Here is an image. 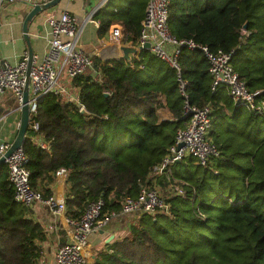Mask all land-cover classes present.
<instances>
[{"label":"trees","instance_id":"16d2710c","mask_svg":"<svg viewBox=\"0 0 264 264\" xmlns=\"http://www.w3.org/2000/svg\"><path fill=\"white\" fill-rule=\"evenodd\" d=\"M147 1L123 0L121 8L114 2L116 12L100 8L94 15L101 21L99 34L119 21L127 40L138 45ZM169 24L179 40L231 53L240 79L250 91L261 90L264 100V0H170ZM93 59L94 71L73 79L88 114L49 93L38 103L23 144L31 185L44 196L53 194L46 185L55 172L68 169L65 210L76 219L99 198L106 202L104 214L119 212L125 197L137 198L144 185H152L153 166L184 124L176 72L150 49L130 61ZM179 62L190 103L212 106L210 136L221 155L208 167L193 157L175 164L171 180L185 195L167 199L172 216L141 214L132 235L108 244L94 264H264V112L235 102L225 86L213 91L202 50L183 48ZM164 110L169 117L161 115ZM157 181L168 182L166 176ZM45 240L43 225L15 200L2 164L0 264H37Z\"/></svg>","mask_w":264,"mask_h":264},{"label":"built area","instance_id":"2783aa9c","mask_svg":"<svg viewBox=\"0 0 264 264\" xmlns=\"http://www.w3.org/2000/svg\"><path fill=\"white\" fill-rule=\"evenodd\" d=\"M19 1L29 2L31 5L37 3L34 0H0V11L5 4ZM48 1L50 0H42L38 3L43 4ZM107 1L103 0L87 12L84 22L100 27L101 22L94 15ZM169 9L170 0L147 1L145 15L141 23L139 44L133 46L140 48L149 42L152 53L166 61L176 72L179 89L185 100L184 124L178 129L175 142L161 161L153 166L150 174L152 185H144L137 198L125 197L121 201L122 208L119 212L104 214L106 202L103 198H99L87 203L80 218L76 219L65 215V221L70 229L69 240L57 248L53 261L42 255L37 264H88L90 235L100 231L112 218L143 213L152 215L162 213L172 216L171 204L167 199L175 195H185L182 186L172 185L173 166L178 161L193 157L197 164L208 167L214 159L220 157L219 146L210 139L212 106L200 107L189 101L186 91L188 81L182 75V67L179 62V54L183 48L203 51L209 62L213 91L225 86L235 102L246 105L249 110L255 113L264 112V100L259 97L262 91L248 89L232 65V54L223 49L212 50L208 45L197 43L193 39L179 40L170 29ZM47 22L51 29V39L44 57H40L36 53L31 56L30 51L25 50L16 63H11L0 56V94L13 93L20 109L23 104L24 92L28 88L31 117L37 113L39 100L49 93H54L75 103L82 110L84 105L80 99L79 89L73 85V79L88 71H94V55L86 51L80 42L84 27L80 23L79 17L65 10L59 15L49 16ZM122 36L121 27L112 28L110 38L113 41H121ZM64 73L70 83L63 82ZM33 128L37 130L39 123L35 122ZM38 141L42 147L48 148L47 142ZM11 144L12 142L9 141H0V159ZM27 162L28 156L23 147L15 150L4 161L8 168V180L14 188L15 200L29 208L35 203H40L46 206L53 215L65 214L68 169L61 168L55 172L56 193L46 197L42 192L32 187L31 173L27 168ZM163 176H166L168 181L166 182L169 188L167 196L164 195V188L157 181Z\"/></svg>","mask_w":264,"mask_h":264},{"label":"crops","instance_id":"0c3cea01","mask_svg":"<svg viewBox=\"0 0 264 264\" xmlns=\"http://www.w3.org/2000/svg\"><path fill=\"white\" fill-rule=\"evenodd\" d=\"M34 1L38 3L42 0ZM102 1L103 0H60L54 6H51L49 9L35 16L29 24V38L34 53L38 54L40 57H44L49 48L51 29L47 22L48 17L51 15H59L67 10L77 15L80 23L84 27L80 42L85 47L86 51L94 56L100 57L104 61L112 58H121V48L123 46L134 47L132 42L128 41L124 34L121 41H113L110 38L113 27L119 26L123 31L121 22L118 21L112 24L109 31L103 36L99 34L100 27L92 23L84 22L87 12L91 11ZM114 2L119 8L123 5V0H113L112 4L105 3L101 9L107 13L116 12L117 8L113 6ZM32 6L33 5L29 2L19 1L5 4L0 11V56L3 59L9 60L11 63H16L23 52L29 50L23 32V25ZM107 49L110 51L108 56L105 55ZM134 56L136 55L131 54V59ZM63 82L70 83L65 73L63 75ZM164 111L166 112V110ZM20 117L21 111L13 93L6 92L0 94V141L13 142L17 135V125L20 122ZM46 187L50 188L53 194L56 193L57 186L55 180L51 184L46 185ZM68 187L69 185H67L65 190V198ZM166 190L168 189H164V192H166ZM29 211L30 216L40 222L46 232V240L42 245V255L53 261L57 248L66 243L70 237V229L65 221L66 210L64 212L65 214L53 215L46 206L35 203L29 208ZM122 217L125 218V216ZM139 217L140 215L126 216V218L130 220L127 226L120 224V220H117V218H112L100 231L91 234L88 246L90 256L88 264H94L99 253L108 250V244L131 236L133 229L138 225Z\"/></svg>","mask_w":264,"mask_h":264},{"label":"water","instance_id":"95a60500","mask_svg":"<svg viewBox=\"0 0 264 264\" xmlns=\"http://www.w3.org/2000/svg\"><path fill=\"white\" fill-rule=\"evenodd\" d=\"M59 1L60 0H51V1H48V2L43 3V4L36 3V4H34L32 6V9L30 10V12H28V14H27V16H26V18L24 20L23 32L25 34L24 36H25V39H26V41L28 43V48H29L31 56L33 55L34 51L32 49V46H31V43H30V38H29V24H30V22L39 13L49 9L51 6H54L55 4H57ZM244 28L245 29L247 28V23L244 25ZM141 49H150V43L147 42L143 46H141L140 48L131 47V46H123L121 48V58L130 61L131 60V54H135L136 55ZM106 95H108V93H106ZM39 102H40V100H39ZM20 111H21V117H20V122H19V128H18L17 135H16L15 139L13 140V142H12L10 148L8 149V151L0 159V166L2 164H4V161H5L6 157L10 156L15 150L23 147V144H24V142H25V140L27 138V132H28V129H29L30 119H31V114H30V96H29L28 88L24 92L23 104L20 107ZM81 112L83 114H88L85 108H83L81 110ZM178 163H180V161H178Z\"/></svg>","mask_w":264,"mask_h":264},{"label":"rangeland","instance_id":"374dc122","mask_svg":"<svg viewBox=\"0 0 264 264\" xmlns=\"http://www.w3.org/2000/svg\"><path fill=\"white\" fill-rule=\"evenodd\" d=\"M110 54V51L107 49V51H106V53H105V55L106 56H108ZM162 116H165V117H169V115H168V113L167 112H165V111H162V114H161ZM18 128H19V124L17 125V132H18ZM212 130V129H211ZM210 139L212 140V137L210 136ZM173 186H176V185H178V184H176V183H173L172 184ZM161 186L164 188V189H169L168 188V184L167 183H163V184H161ZM164 195L165 196H167V195H169V190H166V192H164ZM122 219V220H121ZM116 220V219H115ZM117 220H120L119 222H120V224H122V225H128L129 224V222L128 221H130V220H128V218H126V216H125V218L124 217H119V218H117ZM42 256V255H41Z\"/></svg>","mask_w":264,"mask_h":264}]
</instances>
